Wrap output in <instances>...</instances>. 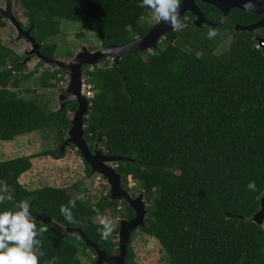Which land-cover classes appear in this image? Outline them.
<instances>
[{"label": "trees", "instance_id": "trees-1", "mask_svg": "<svg viewBox=\"0 0 264 264\" xmlns=\"http://www.w3.org/2000/svg\"><path fill=\"white\" fill-rule=\"evenodd\" d=\"M20 2L34 24L32 36L51 58L57 45L47 42L60 33L64 20L96 24L102 47L126 45L155 26L149 22L150 10L135 0ZM199 6L212 22L223 23L215 39L207 38L213 27L200 28L188 15L190 20H181L187 27L169 33L152 52L127 55L118 64L109 57L102 67L84 68L86 83L94 88L84 120L85 139L91 149L100 144L107 155L136 159L119 162L117 171L126 190L144 194L148 216L138 230L158 240L167 264H264V229L251 219L264 196V54L250 34L231 36L232 25L224 22L217 8ZM231 13V20L241 24L250 16L237 9ZM7 24L0 13V29ZM25 59L0 40V142L54 131L60 147L0 162V186L6 185L13 197L0 204V211L16 210L15 205L27 199L32 214L59 225L60 229L43 223L49 231L43 234L45 255L40 264L53 258L56 264H83L81 257L95 264V250L78 233L63 230L81 228L103 251L117 255L119 225L102 239L92 204L107 217L132 219L134 212L126 204L120 210V204L110 199V190L94 201L73 196L65 188L30 191L20 183L33 159L65 156L61 147L71 127L68 112L78 108L71 103L64 111H51L37 99L19 96L16 90L34 76L22 75L28 69L27 64L20 66ZM64 80L62 72L51 69L43 73L41 86L55 88ZM129 178L134 187H129ZM252 181L259 191L248 189ZM74 188L86 192L81 184ZM72 199L76 224L60 213V206ZM126 264H137L131 245Z\"/></svg>", "mask_w": 264, "mask_h": 264}, {"label": "water", "instance_id": "water-1", "mask_svg": "<svg viewBox=\"0 0 264 264\" xmlns=\"http://www.w3.org/2000/svg\"><path fill=\"white\" fill-rule=\"evenodd\" d=\"M135 2L139 5L141 0H135ZM248 2L249 0H181L180 17L182 20L190 13L192 16L196 17L194 25L201 28L203 24H206L215 29H219L223 25L209 20L199 6V3L217 8L223 17L229 16L234 9L254 14L264 13V0H251V3L254 4V8L251 10L245 8V4ZM9 11L8 9L5 11L0 10V13L16 29L18 37L25 40L27 44H31L32 47L31 51L26 52L27 57L20 66L27 64L31 56H35L52 69L62 72L66 78V84L62 95L58 98L60 100L59 108L61 111H64L66 106L71 103H76L78 106L76 111L68 112L71 127L68 130L65 141L61 147V152L68 146H74L80 151L84 161L90 166L91 172L99 175L107 181L110 187V199L119 204L128 205L135 214L133 219H123L120 222L118 235L119 253L117 255L107 254L95 242L91 241L89 236L81 228L67 227L63 232L69 235L78 233L86 246L95 250V264H126L128 248L132 241V233L145 227V222L148 216V205L145 202L144 194H139V196L134 198L123 187L122 176L117 171V164L119 162L125 161L134 163L136 162V159L107 155L104 147L96 149L93 152L89 143L85 139L84 120L89 110V102L83 95L86 86L84 68L86 66L95 68L105 58H113L116 64H118L119 61L127 55L145 50L152 51L158 48L161 41L165 39L169 33L175 30L169 25L159 21V23L155 25L148 34L139 37L126 45H109L95 51H90L89 47H83L73 58H51L41 52V45L37 42V39L32 36L34 28L32 21H30L31 27L28 30H25L21 21L17 20L14 16H10L11 13H9ZM238 28L242 31L251 32L257 28L264 29V22L252 26L237 25L236 29L239 30ZM257 43L258 46L262 48L264 54V35L257 40ZM33 217L38 222L51 224L53 227L60 229L59 225L56 224L52 218L35 213H33ZM251 219L255 224L264 229V196L260 201V210Z\"/></svg>", "mask_w": 264, "mask_h": 264}, {"label": "rangeland", "instance_id": "rangeland-1", "mask_svg": "<svg viewBox=\"0 0 264 264\" xmlns=\"http://www.w3.org/2000/svg\"><path fill=\"white\" fill-rule=\"evenodd\" d=\"M7 9L8 11L10 10V16L18 18L25 27L31 25L30 20L24 16V8L20 0H0V10L5 11ZM149 14L151 17L152 13L149 12ZM5 20L8 24L6 27L0 29V40L18 55L25 57L26 52L32 50L31 44H27L25 40L20 39L16 29L6 18ZM144 22L146 21L143 20ZM150 23L157 24L159 21L151 20ZM230 42L231 38L228 39L225 45L229 46ZM47 44L57 45L55 57L60 59L73 58L83 47H89L90 51L102 48L96 24L66 20L62 21L60 33L57 36L49 38ZM112 59L109 58L108 61L112 62ZM40 62L37 57L31 56L27 63L28 69L22 75L34 74V76H29L16 92L26 100L37 99L42 104H46L49 110L55 111L59 108L60 100L58 98L64 91L66 78L55 88L43 89L41 86V77L44 72L52 68L45 63L44 65H40ZM103 63L101 61L97 67H102ZM22 75L18 74L17 76L21 77ZM59 147L60 139L56 132H34L20 136L14 141L0 142V162L54 151ZM64 150L66 154L61 159H54L51 156L33 159L32 169L21 177L20 183L30 191L47 186L65 188L70 190L73 196L92 199L94 201L107 195L110 190L107 181L96 174L89 176L85 161L79 155L77 149L68 146ZM76 184H81L86 192L82 194L78 193L74 188ZM128 185L129 187L135 186L132 178H129ZM108 218L114 219L116 226H120L119 222L122 219L120 215L116 217L110 216ZM118 235L119 233L117 234V241ZM131 242L137 264H167L164 260L165 254L157 239L150 237L142 230H137L133 234ZM87 253L91 259L95 258L94 254L90 251H87ZM81 259L83 264H91L90 259L86 257H81Z\"/></svg>", "mask_w": 264, "mask_h": 264}, {"label": "clouds", "instance_id": "clouds-1", "mask_svg": "<svg viewBox=\"0 0 264 264\" xmlns=\"http://www.w3.org/2000/svg\"><path fill=\"white\" fill-rule=\"evenodd\" d=\"M139 5L149 9L152 13L149 22L151 20L160 21L172 27L173 30L187 27L182 23L180 17L181 0H141ZM245 8L249 10L254 8L251 0L245 4ZM219 34L217 29L209 28L207 38L213 40ZM247 187L252 192L259 191L254 181L249 182ZM12 199L8 187L0 186V204ZM75 207V199L70 200L67 205L60 206V213L69 224L77 223L72 213V209ZM15 209L0 211V264H40V257L45 255L41 250L43 247L42 238L43 234L49 231V227L43 222L38 227L27 199L19 201L15 205ZM92 211L96 213V218L101 225V238L107 240L116 229V221L102 215L95 206V202L92 204ZM45 264H56V258L46 261Z\"/></svg>", "mask_w": 264, "mask_h": 264}, {"label": "flooded vegetation", "instance_id": "flooded-vegetation-1", "mask_svg": "<svg viewBox=\"0 0 264 264\" xmlns=\"http://www.w3.org/2000/svg\"><path fill=\"white\" fill-rule=\"evenodd\" d=\"M25 11V10H24ZM233 11V10H232ZM231 11V12H232ZM241 11V10H240ZM245 12V11H244ZM188 15H191L190 13L189 14H187V16L185 17V18H183V19H185L186 21H188V20H190V17L192 16H188ZM231 15H232V13H230V15L229 16H227V17H224V19L225 20H227V21H224L225 23L227 22L228 24H230V25H232V28H231V31H232V33H231V36H235V35H237L238 33H243V32H245V33H247V34H250L251 36H252V40H255V42L257 43V40L259 39V38H262L263 37V35H264V29L263 28H257V29H254L253 31H251V32H249V31H242V30H240V28H238L239 30H237L236 29V26L237 25H242V26H252V25H256V24H259V23H261V22H264V13H262V14H254V13H250V16H248V18H245V23H243V24H241V23H237V22H234L233 20H231ZM25 16V15H24ZM26 17V16H25ZM209 19V18H208ZM17 20H18V18H17ZM195 20H196V17H194L193 16V20H192V23L194 24V22H195ZM210 20V19H209ZM22 23V22H21ZM158 24V23H157ZM157 24H155V25H157ZM222 25H223V23H221ZM204 25H206V24H203L202 26H204ZM31 27V25L30 26H27V27H25L24 26V29L25 30H28L29 28ZM155 27V26H154ZM230 36V38L232 39V37ZM257 46H258V43H257ZM259 47V46H258ZM259 48H261V47H259ZM262 49V48H261ZM93 51H95V50H93ZM27 57V56H26ZM33 57V56H32ZM103 61V60H102ZM96 149H101V145L100 144H94V146H93V148H92V151L94 152ZM134 198H136L137 196H139V194L140 193H137V192H132V191H129V190H127ZM119 209L120 210H122V209H125V205L124 204H120V206H119ZM135 215V214H134ZM135 217V216H134ZM133 219V218H132ZM121 220H123V219H121ZM121 220H120V222H121ZM126 220H131V219H126ZM119 222V223H120ZM120 227V226H119Z\"/></svg>", "mask_w": 264, "mask_h": 264}, {"label": "built area", "instance_id": "built-area-1", "mask_svg": "<svg viewBox=\"0 0 264 264\" xmlns=\"http://www.w3.org/2000/svg\"><path fill=\"white\" fill-rule=\"evenodd\" d=\"M83 95L87 100L94 97V88L91 84L86 83Z\"/></svg>", "mask_w": 264, "mask_h": 264}]
</instances>
